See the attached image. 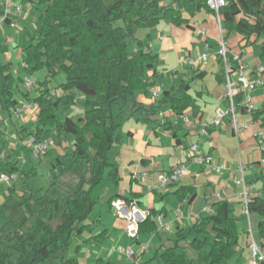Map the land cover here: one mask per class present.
Wrapping results in <instances>:
<instances>
[{
	"label": "trees",
	"instance_id": "1",
	"mask_svg": "<svg viewBox=\"0 0 264 264\" xmlns=\"http://www.w3.org/2000/svg\"><path fill=\"white\" fill-rule=\"evenodd\" d=\"M163 1H36L41 9L40 24L24 45L27 67L22 68L34 73L44 66L48 79L37 80L38 95L32 97L28 91L19 90L12 63L0 60V115L12 118L11 108L24 99L37 105L39 110L36 121L30 125L35 127L30 134L44 138L57 133L63 141L64 134L72 133L74 142L69 152L58 155L52 162L53 172L45 191L40 189L36 193L28 181L35 173L34 168L22 172V210L16 218L7 216L0 227V264H79L76 257L68 256L74 240L88 233L91 235L85 241L100 243L104 239L105 231L93 234V223L88 222V218L95 205V189L106 175L118 182V166L108 155L118 139L117 120L120 116L141 115L150 120L158 110H151L141 102L138 91L151 95L150 88L164 77L157 71L159 55L146 47L138 31L157 26L161 20L193 27L192 18L203 11L216 16L208 0H170L166 5ZM219 15L225 41L241 35L245 41L241 49L250 42L258 43L264 57V0H227ZM218 57L222 69L217 79L224 85V60ZM228 58L234 63L230 49ZM60 73H64L66 79L54 92L48 84L49 78H56ZM202 74L195 69L192 76L186 78L179 70H171L170 81L165 83L158 98L159 109L169 107L175 115H184L188 110L195 115L201 112L197 99L202 92L194 90L193 84ZM22 81L24 83V79ZM16 90L20 92L19 99ZM243 97L240 90L235 102L240 105ZM78 103L85 110L77 120L69 115L59 118V110ZM240 110L247 113L245 107L240 106ZM251 117L264 128V104L255 108ZM27 126H22V137H26ZM168 129L174 131L177 138L172 123ZM19 173L18 161L0 144V175L14 176V179ZM8 189L14 193L15 183ZM175 194L181 200L192 201L197 191L193 186L182 185ZM115 198L110 199V204ZM122 198L128 202L133 200ZM247 207L250 214L262 217L257 226L260 243L257 242L264 248V197L250 196ZM2 211L0 206V213ZM165 211V207L150 210L147 219L139 225V234L159 233L156 216ZM238 223L233 205L219 201L211 214L201 216L190 228L178 227L173 245L160 246L150 259L140 264L155 261L159 264H229L240 252ZM79 247L81 244L77 249Z\"/></svg>",
	"mask_w": 264,
	"mask_h": 264
},
{
	"label": "crops",
	"instance_id": "2",
	"mask_svg": "<svg viewBox=\"0 0 264 264\" xmlns=\"http://www.w3.org/2000/svg\"><path fill=\"white\" fill-rule=\"evenodd\" d=\"M194 21L201 22L207 28L206 37L200 36L192 26H176L168 20L160 22L159 30L155 31L154 29L153 33H149L147 29L138 33L139 38L143 37L145 33L148 34L149 43L146 47L159 55L157 71L162 72L164 77L168 76V81H170V73H166L168 70H179L180 74L186 78L191 77L195 69H198V73L203 72L202 76L197 77L193 84L194 90L202 92V96L197 99L201 112L195 115L191 110H188L184 115H175L169 107L159 109L156 100L151 98V95H144L143 91H138L139 100L151 110L156 109L158 112L153 114L149 120L153 123V128L150 131L152 134L149 139L145 141L147 146L143 141L138 143L136 132L130 129L125 134L126 138L121 134L117 136L118 139L111 149V151L115 149L113 157L111 151L108 153L111 161L118 166L119 178L116 182L115 178L108 174L103 180V182L111 183L108 190L104 191L105 188L100 190L103 182L95 189L93 212L98 210V214L90 215L88 222L93 223V234L105 231V236L100 243H89L103 246L106 242L114 241V245L111 249L112 252L109 251L108 255L103 256L102 251L97 254L94 259L96 264H115L113 258L116 253H119L118 250L124 241L127 247H132L135 251L134 264H140V262L150 259L160 246L174 242L178 227L190 228L189 223L193 225L201 216L211 214L204 211L205 207H210L213 210L215 203L224 200L233 205L234 215L238 218L241 230L240 252L229 261V264H249L250 229L260 243L257 226L262 217L256 213L250 214L249 212V215L246 213L242 198L243 184L237 181L244 177L251 186V196L264 197V164L262 162L264 152L259 147V140L256 136L261 126L257 121H254L237 136L233 131V124L229 117L224 120L221 126L212 125L216 108L227 106L225 87L217 79V75L222 69L218 61V47L214 46L211 41L212 38L218 37L219 25L215 14L206 11L200 12L192 18L191 22ZM143 32L145 33L143 34ZM206 40L211 44L209 60L193 68L182 64L183 57L195 56L197 51H203ZM233 40H236L235 44L231 45L232 43L229 42V49L232 53L242 52L243 60L251 69L262 65L261 59L259 61L255 58H247L248 56L243 53V49H241L245 44L243 36H233ZM251 95L256 108L264 104L263 88H256ZM183 116L188 117L187 122ZM250 117V114L239 110L240 121L250 119ZM0 120H3V117H0ZM170 123L175 126L177 138L174 137V131L168 129ZM205 126H208V135L203 134ZM129 140L131 142H128ZM152 141L155 147L150 150ZM164 142L166 145L162 144ZM60 143L62 145L64 141ZM194 143H198L205 153L213 156V165L223 164L227 168L216 172L211 165H203L190 159L187 149ZM181 163H186L187 173L179 182L170 184L159 191L148 189V185L159 183V172L169 173ZM240 166L244 167L243 173L240 171ZM144 172H149L145 181L141 180V174ZM182 185L195 187L197 195L192 201L187 198L181 200L175 194L176 189ZM115 196V199L122 198V196L135 199L141 208L148 211L160 210L165 207L166 211L162 213L164 215L163 222H171L172 228L166 231L159 230V233L155 234H139L138 240L129 237L126 234L127 220L119 216L110 204V199ZM144 202H147L146 208H144ZM170 202H173L171 207L168 206ZM104 203L105 205H103ZM100 208L101 210H99ZM177 208H180L179 216L175 214ZM16 209L17 207H11L9 211L14 213ZM18 215H13L11 218H16ZM156 221L158 222L157 216ZM90 235L85 234L83 240L88 239ZM126 236L129 238L128 240H126ZM142 236L151 237L155 245V249L151 253H148L151 247L150 243L147 251H141L139 241L149 242V239L142 238ZM153 264L159 263L155 261Z\"/></svg>",
	"mask_w": 264,
	"mask_h": 264
},
{
	"label": "rangeland",
	"instance_id": "3",
	"mask_svg": "<svg viewBox=\"0 0 264 264\" xmlns=\"http://www.w3.org/2000/svg\"><path fill=\"white\" fill-rule=\"evenodd\" d=\"M37 0H17V2L22 3L24 7V14L18 23L16 28H9L7 26H0V60L3 62H11L12 63V72L17 80V86L19 87V90L21 92L28 91L26 87L24 86V83L22 79H24L26 76H31L38 80L39 82L46 81L48 79L47 77V69L46 67H41L39 69H36L34 73H29L25 69L22 68L24 61V45L34 36L36 29L38 28L40 24L39 16L41 13V9L36 5ZM165 0L162 2L164 4ZM213 14V13H212ZM164 20H161V22ZM160 24V23H159ZM159 24L154 27L149 28H142L138 31V33L141 30L147 29L149 33H153L154 29L155 31L159 30ZM218 27V26H217ZM218 28V37L212 38V44L219 49V39H220V33ZM145 32H143L144 34ZM147 33L144 34L143 37L140 39L147 45L149 43V39L147 38ZM236 41V40H235ZM233 40V37L229 39V42L232 43L231 45L235 44ZM133 49V48H131ZM243 53L248 56L247 58H255L260 61L262 60V65H264V57H261L262 48L261 45L255 42H250L247 46L243 48ZM33 65V64H32ZM166 73H170V70H168ZM167 75V74H166ZM66 79V75L64 73H60L57 75L56 78H49V86L53 89L54 92H57L56 86L59 83L64 82ZM165 83H169L168 76L164 78H159L157 82V86L159 89L162 90L165 86ZM40 84V83H39ZM30 96L34 97L37 96L38 93L36 89L28 91ZM19 91L16 90V97L19 99ZM143 94L145 92L143 91ZM151 98L155 99L152 95ZM24 99H21L20 101H23ZM156 104L159 105V99H155ZM85 107L82 104H76L72 105L70 107H65L61 110H59L58 115L59 118L63 119L65 116L69 115L73 117L74 119H78L82 113L84 112ZM38 108L33 109L28 114H23L20 118L16 117H9L7 114H1L0 117H3V120H0V144L4 146V151L12 156L13 159H16L18 161V167L20 168V173L14 178L9 181H3L0 179V206L2 207L3 211L0 213V227L4 224L5 218L11 217L13 215H20L21 213V194L23 193L22 188V172H30L31 169L34 168V174H32L29 177V182L34 186L35 192L38 193L40 189H43L45 191L49 187V179L51 176L52 170V162L55 161L56 157L58 155L65 154L71 150L70 145H73L74 142V134L72 133H66L64 136L66 137L64 143L61 145L60 137L57 133H53L51 135L53 141L50 144V147L46 154H44L40 159L32 158L31 151L27 146L28 138L31 135L30 132H33L35 127L30 126L33 122L36 121L38 116ZM117 128H116V136L124 135V138H126V133L128 130L133 129L136 133V140L138 139V143L143 141L145 143L146 140L149 139L150 131H152L153 123H151L146 116L141 115L137 117H130L127 118L125 116H120L117 120ZM28 125V126H27ZM22 126H27L26 130V137H22L21 131ZM28 133L30 135H28ZM63 136V135H62ZM128 142H131L130 140ZM149 147L150 150H152L155 146L152 144ZM146 144V143H145ZM163 145H166V143H162ZM147 146V144H146ZM115 152V149L111 151V156L113 157V153ZM188 155L191 154L190 149H187ZM15 183L16 185V191L11 194L8 187ZM110 182H103L100 190L104 189V191H107L109 188ZM7 186V187H6ZM98 200V197H96ZM103 203V202H102ZM173 202H170L168 204L169 207L172 206ZM105 205V203L103 204ZM144 208L147 206V202H144ZM11 207H17V209L14 211V213H11L9 210ZM101 210V208L99 209ZM8 212V213H7ZM98 214V210H94L92 216ZM190 227L192 224H190ZM89 234V233H88ZM127 234V233H126ZM84 236V235H83ZM83 236H78L70 248L68 252V256L70 257H76L78 261H80V264H96L94 259L96 258L97 254L102 251L103 256L108 255V252H112L111 249H113V242L109 241L106 242L103 246L98 244H92L85 240H83ZM150 237V236H149ZM126 240L129 238L126 236ZM142 238L149 239L150 243V249L148 250V253H151L155 248L154 243L151 240V237L148 238V236H142ZM113 240V239H112ZM1 242V240H0ZM148 242V241H147ZM78 244H81V247L77 249ZM174 242H171L169 245H173ZM111 246V247H110ZM119 248V253H116L114 256V263L115 264H134V258L129 257L126 254L127 250V244L125 241L122 243V245ZM157 247V246H156Z\"/></svg>",
	"mask_w": 264,
	"mask_h": 264
},
{
	"label": "built area",
	"instance_id": "4",
	"mask_svg": "<svg viewBox=\"0 0 264 264\" xmlns=\"http://www.w3.org/2000/svg\"><path fill=\"white\" fill-rule=\"evenodd\" d=\"M208 5L211 10L216 13V19L218 21L219 30H220V39H219V49L218 56H222L224 60V70L226 81L224 84L225 87V96L227 99V106L225 108L218 107L216 108L215 115L212 120L213 126H221L224 120L229 117L233 124V131L235 135H240V133L248 127L249 124L253 123L254 120L252 117L247 120L240 121L238 118V113L240 106L245 107L248 114L251 115V112L256 108L252 102L253 98L251 93L256 88L264 89V65H259L258 67L251 69L249 65L243 60V57L240 52H233V62L228 58L229 52V42L225 41L222 35L221 19L219 15L220 8L226 5L227 0H208ZM170 0H165L164 4H169ZM0 6L2 11L0 12V26H7L9 28H16L20 22L23 14L24 7L22 3L17 2V0H0ZM193 28L198 32L200 36H207V28L202 25L199 21H194ZM211 44L206 40L204 43V50L197 51L195 56L187 55L181 59L182 64L187 65L191 68L198 67L201 63H205L209 60L210 57ZM23 67H27V64L24 62ZM37 80L31 76H26L24 78V86L28 91L33 90L37 86ZM244 93L243 101L241 104L235 102V96L239 91ZM150 94L158 99L161 96V89L158 86H153L150 88ZM38 108L37 105L32 104L28 101H20L17 105L11 108L10 114L12 117L20 118L23 114H28L33 109ZM184 120L187 122L188 117L183 116ZM208 126H205L203 129V134L208 135ZM259 142V147L264 152V128L261 127L256 134ZM52 137L40 138L35 134H31L28 138L27 146L31 151L32 158L39 159L41 158L49 149L50 144L52 143ZM191 154L189 158L203 165H211L213 170L220 172L227 167L223 164L213 165V156L211 154L205 153L198 143H194L189 147ZM264 164V159L262 160ZM244 167L240 166V171L243 173ZM187 173L186 163H181L175 166L169 173L159 172L158 179L159 183L157 185H148L150 191H159L168 187L170 184L177 183L181 178ZM149 176V172H144L141 174V180L145 181ZM14 177V176H13ZM12 177V178H13ZM6 174H1L0 179L3 181H9L12 179ZM238 183L243 184V193L242 198L245 204V211L249 215L247 204L251 196V186L246 182L244 177L240 178ZM112 207L116 213L125 218L128 222L126 227V233L131 238H138L139 236V225L144 222L148 215L149 211L141 208L137 201L133 199L128 202L123 198L114 199L111 203ZM204 211L212 213L210 207H205ZM176 216L180 215V208L175 210ZM163 214L157 216L159 222V230H170L172 228L171 222H163ZM140 248L142 252H145L149 248V242L139 241ZM250 260L249 264H264V250L261 245L255 239L253 231L250 229ZM126 254L129 257L135 259V251L132 247H128Z\"/></svg>",
	"mask_w": 264,
	"mask_h": 264
}]
</instances>
